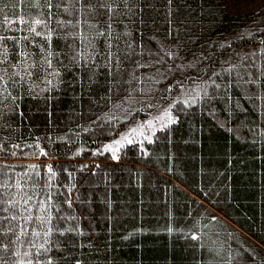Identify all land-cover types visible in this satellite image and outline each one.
<instances>
[{"label":"trees","instance_id":"obj_1","mask_svg":"<svg viewBox=\"0 0 264 264\" xmlns=\"http://www.w3.org/2000/svg\"><path fill=\"white\" fill-rule=\"evenodd\" d=\"M107 2L0 0V264H264V0Z\"/></svg>","mask_w":264,"mask_h":264},{"label":"rangeland","instance_id":"obj_2","mask_svg":"<svg viewBox=\"0 0 264 264\" xmlns=\"http://www.w3.org/2000/svg\"><path fill=\"white\" fill-rule=\"evenodd\" d=\"M194 89L198 90L199 88L196 86H184V84L180 83L177 85L176 97L185 98ZM169 107L170 106L168 105L164 108H161L157 112H154L146 118L139 120L132 126H129L125 131L121 133L118 140L110 144L111 148L117 149L120 144H124L126 142L134 140H142L143 138L150 136L151 133L157 128L171 122L174 118L171 114V111H169Z\"/></svg>","mask_w":264,"mask_h":264},{"label":"snow or ice","instance_id":"obj_3","mask_svg":"<svg viewBox=\"0 0 264 264\" xmlns=\"http://www.w3.org/2000/svg\"><path fill=\"white\" fill-rule=\"evenodd\" d=\"M79 2L82 3V4H86V0H79ZM37 3H39V0H37ZM46 3H47V6H48L49 9H51L53 7L52 0H46ZM100 7L105 9L109 13H111L113 11V9L109 6L107 0H100ZM35 23L37 25H40L41 21L39 19H37L35 21ZM33 31H35V29H33ZM37 34L39 35L40 33H37ZM47 38L48 37H46V39ZM25 59H26V57H25ZM25 71H27V69H25ZM0 79H3V77H0ZM21 191H22V189H21ZM4 210L7 211V209H4ZM15 218H16L15 216H12V219H15Z\"/></svg>","mask_w":264,"mask_h":264}]
</instances>
